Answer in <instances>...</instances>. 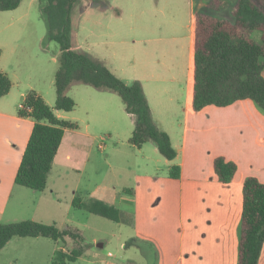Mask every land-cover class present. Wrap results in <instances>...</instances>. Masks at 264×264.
Segmentation results:
<instances>
[{
  "label": "crops",
  "instance_id": "1",
  "mask_svg": "<svg viewBox=\"0 0 264 264\" xmlns=\"http://www.w3.org/2000/svg\"><path fill=\"white\" fill-rule=\"evenodd\" d=\"M19 7L8 12H16ZM195 12L190 0L185 10L187 21L181 30L169 26L164 32H141L147 35L145 41L149 45L141 48L140 62L135 68L117 59L112 62V67L105 66L123 83L138 81L141 84L152 119L169 136L175 158L165 159L150 141L140 148L127 143V149L137 158L133 163V187L126 189L128 193L118 192L109 199L104 190L93 191L89 196L112 206L118 202L123 210L127 208L136 237L156 241L162 255L165 252L163 245L166 249L171 244L176 247L177 236L178 247L183 249L186 236L187 255L185 258L178 255L172 264H237L243 183L253 177L264 184V112L248 99L227 107L192 110ZM43 39L42 32L38 35L36 32H0V72L11 81L10 91L0 98V224L22 221L48 224L41 218L44 210L39 214L37 211L41 203L46 206L60 203L62 189L53 181L63 180L65 175L57 174L51 180L60 150L65 166L68 162L76 163L82 156H89L92 127L85 120L106 127L104 130L110 139L105 149L108 156L114 157L124 155L118 148L124 145L119 139V131L126 132L128 128L133 131L134 127V117L127 114L115 98L102 94L104 90L89 93L84 118L80 119L85 122L84 131L80 130L72 111L54 110L58 119L75 123L77 129L64 132L43 191L16 185L14 178L33 127L31 119L17 115L23 98L29 91H35L49 107L54 108L55 104L52 86L49 88L48 84L41 83L47 60L40 44ZM73 49L80 52L79 46L73 44ZM218 157L237 166L228 184L219 183L213 171V161ZM173 166L180 168L178 179L169 177ZM70 169L79 173V167L71 165ZM185 194L190 199V211L186 229L181 232ZM73 196L69 200L71 206L76 197ZM149 212L163 217L162 221ZM168 212L170 216L166 217ZM176 217L178 224L174 223ZM13 239L0 255L7 251ZM32 239L38 241L40 238ZM162 260L165 261V255ZM258 264H264V243Z\"/></svg>",
  "mask_w": 264,
  "mask_h": 264
},
{
  "label": "trees",
  "instance_id": "2",
  "mask_svg": "<svg viewBox=\"0 0 264 264\" xmlns=\"http://www.w3.org/2000/svg\"><path fill=\"white\" fill-rule=\"evenodd\" d=\"M21 1L0 0V12L17 9ZM39 1L43 2L47 40L57 43L60 52L54 75L55 104L54 108L49 107L35 91L24 96L17 115L31 119L33 127L15 184L37 192L45 189L64 132L77 129L75 123L60 120L54 114V110L71 112L74 109L75 102L67 96V91L75 83L117 94L125 112L134 117L128 143L140 148L150 141L160 155L173 160L176 152L169 136L153 121L141 84L138 81L123 83L101 63L73 49L72 11L77 0ZM213 1L217 0H209L207 9L218 12V7H212ZM232 9V23L221 21L206 11L195 12L191 103L194 112L208 106L227 107L247 99L264 112V0H236ZM10 89L11 81L0 72V98ZM213 171L219 183L228 184L237 166L218 157L213 161ZM169 177L178 179L180 168L171 167ZM242 195L237 264H258L264 243V184L253 177L247 178ZM72 206L119 222V210L101 201L92 200L86 205L76 196ZM13 238H46L58 243L70 239L76 244L70 252L57 250L50 264H72L84 252L77 232L61 230L53 224L35 221L0 224V251Z\"/></svg>",
  "mask_w": 264,
  "mask_h": 264
},
{
  "label": "rangeland",
  "instance_id": "3",
  "mask_svg": "<svg viewBox=\"0 0 264 264\" xmlns=\"http://www.w3.org/2000/svg\"><path fill=\"white\" fill-rule=\"evenodd\" d=\"M189 1L77 0L72 11V42L75 46H79L80 52L88 54L103 66L112 67V62L117 59L135 68L140 62L141 48L149 45L145 41L147 35L141 32H164L169 26L176 31L181 30V26L187 21H185V10ZM192 2L196 11L209 12L221 21L230 23L233 21L232 6L236 0L213 1L212 7H218V12H210L207 9L209 0H192ZM42 6L43 2L39 0H23L16 12H0V32H36L37 35L42 32L44 34L45 39L40 44L45 50L47 60L41 83L48 84L49 88L52 86V97L55 102L54 75L58 68L59 47L57 43L47 40V25ZM148 38H151V35ZM142 39H144L143 43ZM52 58L55 60H51ZM96 90L75 83L67 91V96L75 102L71 114L78 119L81 131L85 129V122H80V119L84 118L83 112L90 100L89 93L98 92ZM102 94L115 98L114 100L123 108L117 94L110 91H103ZM85 121H89L92 127L90 131L93 139L91 148L88 150L89 156H82L76 160V163L68 162L65 166L61 161L62 149L60 150L54 161L51 177L53 180L57 174L65 175L63 180L53 181L62 189L60 203H54L52 206L41 203L37 211L39 214L41 210H44L41 218L48 224H53L61 230L69 229L81 236L80 246L83 247L84 252L72 264H172L180 254L185 258L187 255L186 236L183 249L178 247L180 240L177 236L176 247L171 244L166 249L163 245L165 252L162 255L156 241L136 237L130 211H127V208L123 210L118 202L114 207L123 210L119 212V222L71 206L69 200L74 197L73 195L89 205L93 200L89 195L93 191L104 190L109 199V196L113 194L118 192L122 194L127 188L131 189L135 181L133 163L137 158L126 147L132 130L128 128L126 132L119 131V139L124 145L118 148L123 151L124 155L121 157L108 156L105 146L108 147L110 136L104 130L106 127L103 124L95 125L88 119ZM71 165L79 167V173L73 172L70 169ZM189 200L185 194L180 218L181 232L187 226L190 211ZM149 213L152 217L162 221L163 217L160 218V215ZM165 216H170V213H166ZM177 219L176 217L174 222L176 224L179 220ZM13 240L7 251L0 255V264H50L57 250L64 249L65 252H70L76 247L70 239L64 243L46 238H40L38 241H33L32 238ZM98 243L103 245L102 248L97 246ZM164 255L165 261L163 262Z\"/></svg>",
  "mask_w": 264,
  "mask_h": 264
},
{
  "label": "water",
  "instance_id": "4",
  "mask_svg": "<svg viewBox=\"0 0 264 264\" xmlns=\"http://www.w3.org/2000/svg\"><path fill=\"white\" fill-rule=\"evenodd\" d=\"M99 245V244H98ZM100 246V245H99Z\"/></svg>",
  "mask_w": 264,
  "mask_h": 264
}]
</instances>
